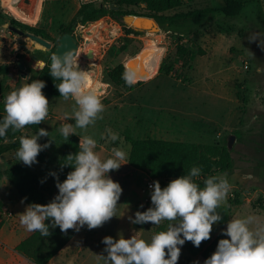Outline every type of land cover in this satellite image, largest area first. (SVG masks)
Wrapping results in <instances>:
<instances>
[{
    "label": "rangeland",
    "instance_id": "374dc122",
    "mask_svg": "<svg viewBox=\"0 0 264 264\" xmlns=\"http://www.w3.org/2000/svg\"><path fill=\"white\" fill-rule=\"evenodd\" d=\"M89 1L92 0H0V27L8 22L1 31L12 32L8 35L14 39L10 43L12 49H8L7 44L0 48V65L14 57L12 68L17 84L27 82L25 78L35 79V71L42 65L38 56L49 60L53 48L49 50L29 37L11 31V21L43 29L49 35L48 41L56 47L76 19L81 5ZM241 1L243 8L236 16L220 12L226 0H197L176 11L205 8L216 11L194 24L172 29V32L185 34L182 44L193 51L187 64L176 55V45L179 43L177 36L168 37L162 28L159 32L134 29L139 33L128 34L127 28L110 17L88 23L84 27L75 24L74 34L79 44L78 64L82 70L88 71L87 90L95 91L105 106L102 118L87 129H75V134L93 136L97 140L95 151L102 159L111 155L114 146L123 147L128 156L124 161L126 164L109 173L123 189L115 216L95 229L89 230L84 226L78 234L77 240H81L76 242L79 251L75 250L73 255H68L67 264H103L99 256L106 255L103 253L105 245L101 242L105 236L118 239V233H122L125 238H130L136 231H140V235L147 239L168 224V221H162L158 226L152 222L138 225L129 220V217L134 218L137 211H144L151 206L149 183L157 180L160 184L169 183L177 177L154 179L148 171L130 167L128 157L131 144L127 137L227 147L230 138L235 136L230 150L234 167L219 173L227 175L231 187L217 209L223 219L213 225L210 237L220 234L226 228L227 221L233 217L243 218L254 214L264 220V0ZM136 10L145 14L142 8ZM173 13L175 11L167 14ZM154 42L157 47L163 48L161 62L171 53L176 66L175 74H157L139 85L134 82L133 91L116 86L107 79L110 68L126 64L137 57L147 44ZM37 50L42 51V54H37ZM87 53H92L93 57H88ZM19 62L25 64L24 75ZM1 81L4 78L0 77ZM48 100L49 111L43 127L50 136L42 137L38 142L44 144L53 140L46 149L49 160L28 167L40 176L46 187L51 188L53 177L49 173L55 171L65 143L69 140L57 129L63 122L74 123L64 116L66 112L71 114L74 101L63 98ZM105 129L118 133L119 139H101ZM23 133L33 134L24 128ZM16 150L1 156L3 169L23 163L16 159ZM207 176L210 175L200 174L196 179L203 184ZM0 189L10 188L0 183ZM25 207L21 202L15 208L18 221L13 218V212L5 210L12 219L7 222L6 233L10 234L13 227L22 226L17 214L23 212ZM25 232L18 229L14 234L23 238ZM0 258L6 260L7 264H16L13 257ZM197 260L203 264L202 256L192 257L184 245L181 246L177 264H194Z\"/></svg>",
    "mask_w": 264,
    "mask_h": 264
},
{
    "label": "clouds",
    "instance_id": "9594fccd",
    "mask_svg": "<svg viewBox=\"0 0 264 264\" xmlns=\"http://www.w3.org/2000/svg\"><path fill=\"white\" fill-rule=\"evenodd\" d=\"M50 61L49 74L59 81L55 87L60 97L74 101L71 114H64L66 120L74 123L63 122L57 129L67 140L75 134V129H87L102 118L105 106L95 91L87 90L88 71L79 67L73 50L57 51L50 56ZM24 81L27 82L0 100L4 112L0 115V138H4L9 129L16 131L27 125H39L48 115L49 100L42 91L45 81L31 78ZM48 136L50 133L44 128H38L31 135H21L16 159L27 166L37 163L39 153L50 147L53 140L44 144L38 141ZM79 137V150L69 154L63 163L72 169L66 179L61 182L55 171L49 173L56 178L58 194L47 204L29 203L17 214L27 231H38L48 237L50 228L79 232L87 226L91 230L115 216L123 189L109 173L126 164L128 153L123 147L114 146L111 155L102 159L95 151L97 140L93 136ZM101 139L116 141L119 135L105 129ZM201 171L199 166H192L186 174L164 187L158 180L153 181L150 185L151 206L137 211L129 220L138 225L152 222L155 226L168 221L166 228L152 233L147 239L140 231L130 238H125L122 233H118V239L105 236L101 242L105 245L103 253L106 255L99 256L103 264H177L181 246L186 241L199 247L202 241L209 239L213 225L223 219L217 209L231 185L226 174H215L207 176L201 186L196 179ZM221 235L227 238L219 239L215 251L203 264H264V220L260 217L254 214L233 217L227 221ZM194 264H200V261Z\"/></svg>",
    "mask_w": 264,
    "mask_h": 264
},
{
    "label": "trees",
    "instance_id": "16d2710c",
    "mask_svg": "<svg viewBox=\"0 0 264 264\" xmlns=\"http://www.w3.org/2000/svg\"><path fill=\"white\" fill-rule=\"evenodd\" d=\"M197 0H92L85 2L77 14L76 19L65 33H70L75 36V24L85 26L88 23L98 21L104 17H110L127 28L128 34L139 33L133 28L129 27L125 21L127 16H146L154 18L160 24L163 31L168 37L172 35L177 36L178 44L176 45L177 57H182L185 64L190 60L193 51L187 46L183 45L184 35L181 32H172V29L187 24H194L206 16L214 14L216 11L212 8L194 9L187 12H176L184 5L194 4ZM142 8L145 14H140L136 9ZM243 8L241 0H226L225 6L220 9L227 16L238 15ZM173 14H167L173 12ZM16 13L18 11L16 10ZM10 27L20 29L25 33H33L49 40V35L40 28L22 25L18 21H11ZM21 27V28H20ZM60 43V42H59ZM56 47H53L52 54ZM26 45V44H25ZM37 54H42V51L37 50ZM50 53V54H51ZM202 53V51H201ZM50 56V55H49ZM24 59V56H22ZM42 60V65L35 71L36 78L45 81V88L42 89L47 98H63L55 87L58 80L49 74L50 59L39 57ZM24 64V62H22ZM11 66L8 64L0 65V76H6L10 73ZM176 66L173 63L171 53L167 54L163 59L158 74L171 76L175 74ZM130 80L129 83L126 78ZM107 79L116 86H122L127 91H133L135 83L131 80L125 64H119L107 71ZM144 81H137L136 84H142ZM20 83L16 85L18 87ZM15 87V88H16ZM14 88V89H15ZM3 105L0 104V115H3ZM45 121V120H44ZM42 121L39 125H27L24 127L27 131L35 133L38 128H44ZM25 135L23 129L13 131L8 130L4 138H0V157L9 151H14L19 147V137ZM80 137L77 134L71 135L69 140L65 143L64 151L61 158L56 163L55 172L62 182L66 179L67 173L72 169L69 166H63L66 162L65 158L69 154H75L79 150ZM127 141L131 144V151L128 157V164L130 167L140 170L148 171L150 176L154 179L162 177H179L186 174L192 166H199L202 171L201 174L215 175L230 171L234 167V160L231 152L227 147L206 146L193 143L172 142L157 139H133L127 137ZM8 143V145H6ZM49 153L43 150L37 156L38 164H44L49 160ZM0 178H5L16 189L24 204L39 203L47 204L56 194V178L52 179V187L48 188L42 182L40 176L33 172L24 163H18L8 169L2 170L0 168ZM198 182V181H197ZM199 183V182H198ZM168 183H162L164 187ZM203 186L202 183H199ZM24 198H27L26 200ZM5 208L0 202V213H5ZM47 222V221H46ZM3 224L1 223L0 228ZM50 235L44 237L38 231H35L30 237L22 241L17 246V251L35 264H49L59 252L78 234L74 229H69L67 232H61L57 227L50 228ZM223 237L218 234L214 238H209L201 242L199 247H195L191 241H186L184 248L192 257L202 256L205 260L210 257L215 251L218 241Z\"/></svg>",
    "mask_w": 264,
    "mask_h": 264
},
{
    "label": "crops",
    "instance_id": "0c3cea01",
    "mask_svg": "<svg viewBox=\"0 0 264 264\" xmlns=\"http://www.w3.org/2000/svg\"><path fill=\"white\" fill-rule=\"evenodd\" d=\"M5 25H8V22H6L3 27H5ZM2 27V28H3ZM2 28L0 27V37L2 39H0V48L4 45L7 44L8 45V49H12L10 43H12L14 41L13 38H11V34L12 32L9 33H2ZM10 34V35H8ZM18 50V49H17ZM14 62V57L10 58L9 60H7L6 63L3 64H8L11 66L10 68V73L6 76H0L1 78H4V81L0 82V100H2V96L6 95L9 91L13 90L16 87V84L18 81L14 80V76H13V71L14 69L12 68V63ZM25 67V64H24ZM11 76L12 79H11ZM150 80V79H148ZM145 80V81H148ZM1 157H0V162H1ZM14 164L11 165V167ZM0 168L2 170H4L1 167V163H0ZM0 183H3L4 186L6 188H10V189H0V202H2L4 208L12 213L15 218L16 221H18V218L15 214V208L18 207L21 203V199L19 194L17 193L16 189H14V187L7 181V179L5 178H0ZM7 192V194H5ZM0 218H2L3 221V225L0 228V257H13L15 259L16 264H34L32 263L29 259H27L25 256L21 255L18 251H17V246L24 240H26L28 237H30L35 231L33 232H29L26 230V228L22 225V226H18L16 228L13 227V230H11L10 234L6 233V226H7V222L9 220H12L11 218H9L7 216L6 213H0ZM25 230V235L23 236V238H19V235L17 233L14 234V232H17V230ZM92 233V232H89ZM88 233V234H89ZM79 234V232H78ZM78 234L59 252V254L49 263V264H67L69 260L68 259V255H73L74 251L77 250V246H76V242L80 241L81 239L77 240L79 238ZM92 245V244H91ZM79 251V249L77 250V252ZM0 264H7L6 260H2L0 258Z\"/></svg>",
    "mask_w": 264,
    "mask_h": 264
},
{
    "label": "water",
    "instance_id": "95a60500",
    "mask_svg": "<svg viewBox=\"0 0 264 264\" xmlns=\"http://www.w3.org/2000/svg\"><path fill=\"white\" fill-rule=\"evenodd\" d=\"M125 21L129 27H131L133 29H137V30L140 29V30H144V31H148V32H159L162 30L160 25L158 24V22L154 18H151V17L130 15V16L126 17ZM10 30L21 35V36L29 37L32 41L45 46L49 50H51L53 48L52 43H50L48 40L44 39L41 36L35 35L33 33H25L24 31H22L20 29H16L14 27H11ZM59 42L60 43H59L58 47L56 48L55 52L58 51V53H63V52L68 51V50H73L75 52V55L76 56L78 55L79 44H78V40L75 36L71 35L70 33H64L62 35V37L60 38ZM135 58H137V57L132 58L131 60H129L125 64L126 69L129 73V76L133 82H135L134 81L135 74L131 73V71L129 69L130 65L128 63L133 62ZM50 63H51V61H50ZM19 68H20L23 75L26 74V71L24 69V64L22 62H19ZM234 141H235V136H232L230 138L229 144H228L229 150L232 149V145H233Z\"/></svg>",
    "mask_w": 264,
    "mask_h": 264
},
{
    "label": "bare ground",
    "instance_id": "6f19581e",
    "mask_svg": "<svg viewBox=\"0 0 264 264\" xmlns=\"http://www.w3.org/2000/svg\"><path fill=\"white\" fill-rule=\"evenodd\" d=\"M162 49L157 47L156 42L147 44L146 48L137 56V58H135L133 62L128 63L130 65L129 69L131 73L135 74V82L152 79L158 74L160 65L162 63L161 60L163 58ZM87 54L88 57H93L92 53Z\"/></svg>",
    "mask_w": 264,
    "mask_h": 264
},
{
    "label": "built area",
    "instance_id": "2783aa9c",
    "mask_svg": "<svg viewBox=\"0 0 264 264\" xmlns=\"http://www.w3.org/2000/svg\"><path fill=\"white\" fill-rule=\"evenodd\" d=\"M5 1H7V2H10V1L12 2V1H14V2H15L16 0H3V2H5ZM13 4H14V3L10 4L9 7H11V5H13ZM12 8L14 9L13 6H12ZM10 9H11V8H10ZM11 10H12V9H11ZM13 11H14V10H13ZM245 67H246V69H248V65H246ZM152 183H153V182L149 183V185H148L149 189H150V185H152Z\"/></svg>",
    "mask_w": 264,
    "mask_h": 264
}]
</instances>
